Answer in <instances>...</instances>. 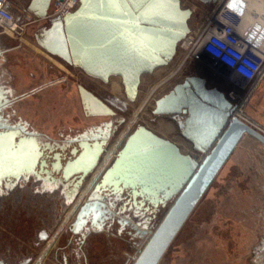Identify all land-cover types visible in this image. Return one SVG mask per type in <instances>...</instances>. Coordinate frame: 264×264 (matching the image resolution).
<instances>
[{
  "label": "rangeland",
  "instance_id": "rangeland-1",
  "mask_svg": "<svg viewBox=\"0 0 264 264\" xmlns=\"http://www.w3.org/2000/svg\"><path fill=\"white\" fill-rule=\"evenodd\" d=\"M11 1L16 12L22 13L30 0ZM180 1L183 8L192 10L188 20L190 30L210 18L216 9L212 1ZM48 24L47 19L29 24L20 39L0 34L1 48H10L3 54V82L13 89L14 94H28V97L22 98L13 107L17 112L12 115L14 120H20L16 117L19 115L26 117L31 125L46 131L51 137H61V132L73 136L81 126L98 124L108 119L107 116H83L75 88L76 80L81 81L86 77L80 70H74L57 60L58 73L65 78L63 83L42 90H39L38 81L24 87L20 85L21 74L29 75L46 63L47 53L38 47L31 35L37 34ZM255 31L259 33L260 30ZM185 54L186 50L178 44L176 54L169 64L157 68L153 73L144 74L133 101L124 97L117 76H112L109 83L94 80L89 85L107 98L111 97V100L116 99L123 104V108H114L115 116L123 119L117 124V134L122 130V146L129 134L138 125H143L157 135L175 141L182 153L197 154L182 136L172 116L152 113L154 101L189 75L205 78L208 87H215L225 95L230 87L220 78L214 77L207 57L200 55L199 58L188 57L185 60ZM145 100L147 102L144 105ZM257 104L253 101L246 105V113L253 118L256 114L259 117L264 114L261 100ZM118 150L112 148L107 151L112 156L105 162L108 156L105 155L92 177L101 172L104 162L107 165ZM89 178L90 175L71 199L59 192L49 191L47 182L34 181L32 178L26 181L25 188L14 189L8 200L2 201L3 209H0V258L9 264L14 261L20 264L27 254L43 253L46 241L40 238V233L46 229L51 235L57 233L54 242L57 246L50 249L44 264L57 263L51 257L54 249L62 248L68 255L73 249L70 240L74 238L68 227L77 210L91 194L95 183ZM38 183H42L43 187L35 188ZM102 199L105 200L103 196ZM169 205L150 215L145 210L135 211L127 206L122 208V214L139 228L153 231ZM147 236L149 234L131 236L127 232L120 236L115 229L90 234L84 247L85 256H79L75 264H131ZM33 242L38 245L34 246ZM158 264H264V146L260 142L248 135L241 138Z\"/></svg>",
  "mask_w": 264,
  "mask_h": 264
},
{
  "label": "water",
  "instance_id": "water-1",
  "mask_svg": "<svg viewBox=\"0 0 264 264\" xmlns=\"http://www.w3.org/2000/svg\"><path fill=\"white\" fill-rule=\"evenodd\" d=\"M51 2L30 0L26 10L43 19ZM191 14L192 10L183 8L180 0H79L72 12L48 20V26L36 39L42 48L78 66L90 77L104 82L112 76L120 77L127 99L133 101L142 76L171 62L178 44L190 32ZM79 92L88 114L112 113L91 92L81 86ZM233 110L234 105L225 94L208 87L205 78L186 76L154 101L152 113L172 116L200 158L197 154L182 153L175 142L138 125L104 171L100 185L122 193L129 188L127 202L131 200L140 206L147 202L152 209L170 203L154 230L142 231L149 236L131 264L159 263L244 135L264 146V134L233 116ZM18 134V130L0 131L2 138H11L10 149L22 144L30 147L28 150L36 156L33 171L41 150L34 138ZM83 154L85 161L78 164ZM95 160V155L83 150L64 166V179L75 174L84 177L95 166ZM8 175L0 173V182ZM99 198L90 196L80 206L76 219L87 216L91 209H99L98 205L104 206Z\"/></svg>",
  "mask_w": 264,
  "mask_h": 264
},
{
  "label": "flooded vegetation",
  "instance_id": "flooded-vegetation-1",
  "mask_svg": "<svg viewBox=\"0 0 264 264\" xmlns=\"http://www.w3.org/2000/svg\"><path fill=\"white\" fill-rule=\"evenodd\" d=\"M43 50L66 66L74 70H80L81 74L86 76L81 81L76 78L77 82H75L76 93L79 99V106L83 116L88 118H104L107 116L108 119L101 120V122H99L98 124L90 123L86 126H81L80 129L77 128V131L73 136L61 132V137H51L47 134V132L35 128L33 125L28 123L26 117H22L19 115L16 117L20 120H14L13 116L17 112L16 110L14 111L13 107L22 98L28 97V94H14L13 89L8 88L4 83V70L2 69L1 64L3 60V54L5 53V51H7V49L0 47V96L2 97V100L0 102V125H3L2 127H0V131L18 130V137H24L26 139L31 137L34 138L38 143V147L42 153L40 158L38 159L35 169L30 173L21 174L19 177L10 174L2 178L0 182V209H3V207L1 206L3 203L2 201L6 199L8 200L9 194L13 192L14 189L20 190L25 188V183L30 178L34 179V181L41 180L45 183L47 182L48 188L50 189L49 191H56L66 198H72V195L75 194L77 190L81 189L84 180L88 177V175H90V178H92L93 181L92 183H95L93 189L90 192V196L97 198L100 197L98 200H100L99 202L103 203L104 206L98 205L99 209H91L89 214L87 216H83V218H81L80 220L76 219L77 213L79 211L77 210L75 218L70 224L71 226L68 227L70 232L74 235V238H71L70 240V245L73 247V249L70 253H68V255L67 253L63 252L62 248L54 249L55 251L51 256L55 261H57V263L55 264H75L79 256H85L84 247L87 242V237L90 234L98 232L105 233V231L110 232L111 230L113 231L115 229L117 234H119L120 236H122L123 232L129 233V235L131 236H140L138 234V230L134 228L135 224H133V222L129 220L128 217L122 214V208L130 206L131 210H145V212H148L149 215L155 213L156 211H158V209H152L149 206H140V204L138 203L133 204L131 200L127 202L126 200L128 198L125 197L127 196V192L122 193L121 190L113 189V187H103L100 185L101 177L104 173L103 171L110 167V165L116 158L115 155L114 158L112 157L111 159H109V163H107L108 166L103 165V168H101L102 170H100L101 172H98L97 174H95V176L92 177L95 168L104 160L105 155L107 154V151H109V149L116 148L119 149V151L122 149V130L117 134V124L122 122L123 119L122 117L119 118L115 116L116 112L114 108L115 106L123 108V104H120L118 100L114 98V100H111V97L107 98L104 94L95 91L89 86L92 81L94 82V80L99 81L100 83H109L111 77L107 82L90 77L86 73H84V71H82V69H80L78 66L67 63L59 56L53 55L44 48ZM71 76L74 77V75ZM119 79L122 85L121 78L119 77ZM80 86L83 87L86 91L91 92L102 102H104L112 110V113L98 116H92L88 114L87 109L84 108V104L81 102L79 92ZM40 88L41 86L39 87V89ZM121 91H123L124 97H126L123 85ZM169 91H167L166 93H168ZM83 150H87L90 156H96L95 166L84 177H81V174H75L69 176V178L65 180L63 177L64 166L67 162L73 161L74 159L79 157ZM41 184L38 183V186L36 184L35 188L43 187L41 186ZM36 190L38 191V189ZM90 196H88L87 199H89ZM102 196L105 199L104 201L102 199ZM122 200L125 201L122 203ZM40 234V238L46 241V247L44 248L43 253H40L39 255H35L34 253L27 254L24 256L23 261L20 262V264H26L27 262H30V264H44L45 259H47L49 255L50 249L52 247L56 248L57 244L54 243L56 241V232L51 235L46 229ZM33 245L37 246L38 244L33 242ZM0 261L5 264H9L2 258H0ZM12 264H18V262L14 261Z\"/></svg>",
  "mask_w": 264,
  "mask_h": 264
},
{
  "label": "built area",
  "instance_id": "built-area-1",
  "mask_svg": "<svg viewBox=\"0 0 264 264\" xmlns=\"http://www.w3.org/2000/svg\"><path fill=\"white\" fill-rule=\"evenodd\" d=\"M212 2L216 6L212 16L201 21L179 43L186 50L185 60L188 57L199 58L200 55L207 57L214 77L230 87L225 96L234 105L232 115L264 134V128L256 125L245 113L250 95L264 77V47L261 40L254 42L247 36L251 30L240 34L235 27L233 19L246 11L244 1ZM78 5L79 0H52L43 19L63 17ZM228 8L234 10V16L223 20ZM43 19L36 18L27 10L16 12L11 0H0V34L20 39L29 24Z\"/></svg>",
  "mask_w": 264,
  "mask_h": 264
},
{
  "label": "bare ground",
  "instance_id": "bare-ground-1",
  "mask_svg": "<svg viewBox=\"0 0 264 264\" xmlns=\"http://www.w3.org/2000/svg\"><path fill=\"white\" fill-rule=\"evenodd\" d=\"M239 1H242V2L244 1V4L246 5V7H245L246 11L243 10L241 13L239 12L240 14H238L236 16V18L233 19L235 27L242 34H244V32L247 29H249V31L251 30L252 32L249 33V35H247V36H249L250 38H254V40L256 42H259L261 40L260 42L262 43V47H264V39H263L264 38V34H263L264 33L263 32L264 31V0H239ZM233 11L234 10L228 8L226 10V18H224L223 20H229V19L233 18V16H234ZM255 30H260V31L257 34ZM146 100L144 101V105L147 102ZM100 115H104V114H100ZM92 116H98V115H92ZM126 139H125V141H126ZM10 140H11V138L8 140L6 138H2V143H0V173H1V176L6 175V174H12V175H15L16 177H19L21 174L30 173V171H32L31 167H33L35 165V161H36L35 157L36 156L34 155L32 150H30V151L28 150L30 148L28 145L25 146L24 144H22V145H20V147H18L15 150L10 149L8 146L9 145L8 142H10ZM14 140L16 141L17 138H15ZM125 141H124V143H125ZM117 152H116L115 156H117ZM181 152H182V150H181ZM107 155L108 156L105 158V162H107L108 158H110V156H112V153H109ZM85 158H86L85 154H83L78 159V161H77L78 164L85 161ZM105 162H104V165H105ZM124 192L129 193V188L124 190L123 193ZM136 200H137V198H136ZM145 205L151 207V205H148L147 202ZM160 208H161V206H159L157 209H160ZM133 224H135V223H133ZM134 228L136 230H138V234L140 236L145 235V234H142L143 230L148 231L147 229L139 228L137 225H134Z\"/></svg>",
  "mask_w": 264,
  "mask_h": 264
},
{
  "label": "crops",
  "instance_id": "crops-1",
  "mask_svg": "<svg viewBox=\"0 0 264 264\" xmlns=\"http://www.w3.org/2000/svg\"><path fill=\"white\" fill-rule=\"evenodd\" d=\"M15 8V7H14ZM16 10V9H15ZM42 29L41 28L39 30V32L37 34H32L31 38H35L36 43L38 44V47L41 48L42 51L43 48L39 45V43L37 42V37L39 38V36H41L42 34ZM264 32V31H263ZM264 34V33H263ZM35 36V37H34ZM1 47V46H0ZM6 49V48H5ZM18 49V48H17ZM10 50V48H7V51ZM40 50V52H42ZM35 51V50H34ZM36 53L37 50L35 51ZM46 55V56H45ZM44 56L46 57V63H44V66L41 67L40 69H38L37 71H31V73L29 75H24L21 74V78H20V85L21 86H25V85H30V84H34V82L38 81L39 85L41 86V90L42 89H47L50 86H58L59 84L63 83L65 78L64 75L58 73L59 69L58 66L56 65L57 63V59H55L53 56L49 55V54H45ZM59 64V63H58ZM61 65V63H60ZM60 68V67H59ZM39 89V90H40ZM219 90V89H218ZM221 91V90H220ZM223 92V91H222ZM261 98V99H260ZM262 102L261 104V108L264 110V77L263 79L259 82V84L257 85V87L255 88V90L252 92V94L250 95L249 99H248V105L251 102H256L260 101ZM247 105V106H248ZM258 105V104H257ZM249 108V107H248ZM250 112V111H249ZM245 113H246V108H245ZM255 112H252V114H254ZM246 115L249 117L250 120H252L256 125L263 127L264 128V114L259 117L258 114L255 115V118H253L252 116H250L248 113H246ZM261 118V119H260ZM29 120V119H28ZM27 120V121H28ZM28 123H30L28 121ZM31 124V123H30ZM177 127L180 128L181 127L178 123H176ZM46 132V131H45ZM182 134V133H181ZM183 136V135H182ZM245 136V135H244ZM184 137V136H183ZM185 138V137H184ZM186 139V138H185ZM171 140V139H170ZM187 140V139H186ZM173 141V140H171ZM188 141V140H187ZM175 142V141H173ZM190 143V141H188ZM176 143V142H175ZM177 144V143H176ZM178 145V144H177ZM191 148H192V144L190 143ZM179 146V145H178ZM180 148V147H179ZM185 148V146H184ZM181 149V148H180ZM187 149V147H186ZM182 150V149H181ZM189 153V152H188Z\"/></svg>",
  "mask_w": 264,
  "mask_h": 264
},
{
  "label": "snow or ice",
  "instance_id": "snow-or-ice-1",
  "mask_svg": "<svg viewBox=\"0 0 264 264\" xmlns=\"http://www.w3.org/2000/svg\"><path fill=\"white\" fill-rule=\"evenodd\" d=\"M0 143H2V136H0Z\"/></svg>",
  "mask_w": 264,
  "mask_h": 264
}]
</instances>
